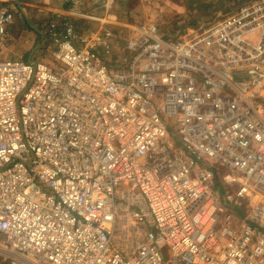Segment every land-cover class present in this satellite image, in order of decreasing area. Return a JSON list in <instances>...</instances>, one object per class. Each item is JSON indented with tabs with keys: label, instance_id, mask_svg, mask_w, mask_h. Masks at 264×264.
Listing matches in <instances>:
<instances>
[{
	"label": "built area",
	"instance_id": "1",
	"mask_svg": "<svg viewBox=\"0 0 264 264\" xmlns=\"http://www.w3.org/2000/svg\"><path fill=\"white\" fill-rule=\"evenodd\" d=\"M98 2L50 60L0 56V257L264 264V0L175 37L136 24L118 63Z\"/></svg>",
	"mask_w": 264,
	"mask_h": 264
},
{
	"label": "crops",
	"instance_id": "2",
	"mask_svg": "<svg viewBox=\"0 0 264 264\" xmlns=\"http://www.w3.org/2000/svg\"><path fill=\"white\" fill-rule=\"evenodd\" d=\"M98 1L0 0V4L10 6L14 13L12 21L6 26L5 41L0 48V56L18 57L30 61L50 60L49 51L56 43L54 31H64L70 25L81 32L98 27L99 21L87 16L102 14ZM120 7L122 6L119 5ZM119 8L114 6L118 17L121 16V12L123 13ZM207 19L202 17L200 21ZM110 24L116 34L110 61L118 63L124 61L128 55L125 50L124 36L130 34L129 27L134 25L120 20ZM119 51L121 55L116 54Z\"/></svg>",
	"mask_w": 264,
	"mask_h": 264
},
{
	"label": "rangeland",
	"instance_id": "3",
	"mask_svg": "<svg viewBox=\"0 0 264 264\" xmlns=\"http://www.w3.org/2000/svg\"><path fill=\"white\" fill-rule=\"evenodd\" d=\"M244 1L245 0H119L115 5L118 8L119 5L122 6L119 8L120 11H123V13L121 12V16L119 15L118 17L120 21H124L128 24L132 23L134 26L136 24L152 22L157 25L160 32L168 37H173L180 35L188 28L199 25L202 17L204 19H212L216 16L229 13ZM132 28L133 27H129V30H132ZM128 36V34H125L124 39ZM120 52L121 51L116 54L121 55ZM171 131L173 132V130ZM167 141L169 143H175V134L169 132ZM0 264H9V262L0 257Z\"/></svg>",
	"mask_w": 264,
	"mask_h": 264
},
{
	"label": "trees",
	"instance_id": "4",
	"mask_svg": "<svg viewBox=\"0 0 264 264\" xmlns=\"http://www.w3.org/2000/svg\"><path fill=\"white\" fill-rule=\"evenodd\" d=\"M241 211V210H240Z\"/></svg>",
	"mask_w": 264,
	"mask_h": 264
}]
</instances>
